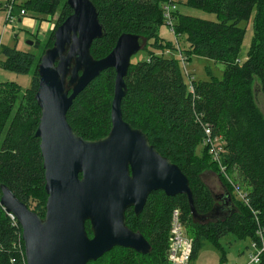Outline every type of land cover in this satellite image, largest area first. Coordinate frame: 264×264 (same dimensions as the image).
Masks as SVG:
<instances>
[{"label":"trees","instance_id":"obj_1","mask_svg":"<svg viewBox=\"0 0 264 264\" xmlns=\"http://www.w3.org/2000/svg\"><path fill=\"white\" fill-rule=\"evenodd\" d=\"M17 1L14 10L19 13L24 9L54 14L61 6L59 24L73 12L67 0ZM92 1L106 32L91 46L95 58L108 55L124 32L151 40L152 48H148L143 59L131 62L125 77L124 119L141 128L164 156L181 167L190 180L200 213L214 206L213 197L200 178L203 156L199 155V147L203 144L208 150L204 139L209 127L212 137H223V160L229 173L237 172L246 185L242 188L238 183L246 200L240 212L235 206L236 211L223 221L197 222L186 195L170 196L155 190L140 214L133 208L126 211L127 225L145 236L151 251L142 254L115 246L88 264H169L167 250L175 209L182 211L184 223L192 228L191 261L206 242L221 248V238L229 233L240 239H258L256 230L259 224L264 226V115L256 102L254 81L259 80L264 93V0H176L179 6L174 13V33L179 37L186 35L190 45L187 52H196H189L188 59L199 54L225 65L222 78L195 80L193 76V91L178 56L162 53L167 49L175 52L177 46L160 35V28L166 23L165 0ZM181 5L216 13L217 20L184 14L179 10ZM250 21L253 36L247 58L242 61L248 27L242 22ZM54 33L39 53L4 46L5 58L0 61L10 71L32 76L27 89L14 81L0 82V199L1 185L6 184L41 216L46 213L48 195L41 140L36 136L41 108L35 94L39 87L38 65L45 50L53 45ZM34 45L38 48L41 43L37 40ZM115 78L114 68L103 71L77 96L68 111L69 123L85 139H99L111 130ZM207 154L211 157L209 150ZM87 230L92 235L89 222ZM226 263L224 255L221 264ZM0 264H26L22 227L11 219L1 202ZM258 264H264V254Z\"/></svg>","mask_w":264,"mask_h":264},{"label":"water","instance_id":"obj_2","mask_svg":"<svg viewBox=\"0 0 264 264\" xmlns=\"http://www.w3.org/2000/svg\"><path fill=\"white\" fill-rule=\"evenodd\" d=\"M67 4L73 12L56 28L54 43L38 65L35 99L41 117L36 136L41 140L48 195L45 215L31 209L8 185H1L0 202L22 227L26 264H88L115 246L148 254L150 242L127 225L126 211L133 208L140 214L155 190L186 195L199 222L223 221L232 215L236 208L229 192L224 194V204L200 213L181 167L123 117L125 77L132 57L146 41L124 32L108 55L95 58L91 46L106 33L95 4L92 0H67ZM109 68L116 71L111 130L99 139H85L69 123L68 111L77 96Z\"/></svg>","mask_w":264,"mask_h":264},{"label":"rangeland","instance_id":"obj_3","mask_svg":"<svg viewBox=\"0 0 264 264\" xmlns=\"http://www.w3.org/2000/svg\"><path fill=\"white\" fill-rule=\"evenodd\" d=\"M9 0H0V39L2 41L3 47H17L22 50H27L31 52L39 53L45 42L52 36L56 28L59 25L58 19L61 12V6L58 7V10L54 14H45L42 12L26 11L27 14L24 16H19V11H13L14 19H9L10 10L7 7ZM19 3V1H17ZM179 10L187 15H192L204 19L217 20L216 13L208 12L200 8H195L187 5H181ZM21 19V20H20ZM34 22L28 23L30 20ZM242 25L248 26L246 37L242 44L241 49V60H245L248 55L249 46L253 36V26L252 21L249 23L242 22ZM160 35L166 41H173L176 46V51L164 50L162 53L165 55L174 54L180 59L186 55V69L184 68L185 77L188 83L194 76L195 80H208L213 76L222 78L224 72V63L220 61H215L209 59L204 55L193 54L191 59H188V56L192 52H187L190 48L189 42L187 41V36H176L172 31V28L166 23L163 24L160 28ZM178 37V38H177ZM146 41L143 48L132 57V61H137L143 59L148 48L151 47V40L143 37ZM40 41V47H35L34 43L31 45L29 41ZM192 53H196L195 51ZM189 54V55H188ZM188 55V56H187ZM5 57L2 55L0 61ZM181 60V59H180ZM181 64H184L183 61H180ZM14 81L17 84L21 85L23 89H27L31 86L32 76L31 74H19L13 71H10L4 68L0 64V82ZM254 92L257 105L261 112L264 115V93L261 90L259 85V80L256 78L254 81ZM223 138V137H222ZM222 138H219V141L222 142ZM204 147V148H203ZM199 155L203 156L202 169L200 170V178L208 187L211 196L213 197L214 205L219 204L215 196L224 194L226 191L229 192L233 199V204L238 208V212L241 211L244 199L237 194V191L234 189L233 184L237 181L236 184L240 183L242 188H245L246 185L239 179L237 172L228 171V177H224L222 170L218 164L214 163L211 157L207 154V147L202 144L199 147ZM205 149V151H203ZM206 153V154H204ZM255 216L257 214H254ZM257 217V216H256ZM199 222V221H197ZM186 233L191 235L192 228L184 225ZM221 248L213 246L211 243H204L203 247L196 255L192 258L190 264H221L223 256H226L227 263L233 261H239L241 264H245L248 259V254L251 252L249 249L250 240L249 239H240L234 234L229 233L221 238Z\"/></svg>","mask_w":264,"mask_h":264},{"label":"built area","instance_id":"obj_4","mask_svg":"<svg viewBox=\"0 0 264 264\" xmlns=\"http://www.w3.org/2000/svg\"><path fill=\"white\" fill-rule=\"evenodd\" d=\"M17 0H9L7 3V7L10 10L9 13V19L13 20L14 15L12 14L14 11L15 3ZM178 3L176 0H165V4L163 7L164 10V17L166 20V24L169 25L173 30V24H174V13L176 10H178ZM26 10L22 9L19 13V16L26 15ZM3 44L0 39V58L3 55L2 54ZM180 59L183 61L184 64L182 65V68L186 69V56L182 57L180 56ZM180 60V61H181ZM193 77L190 80V89L193 91ZM211 129L209 127L206 128V134L207 137L204 139V143L209 145V153L212 157V160L214 163L218 164L219 167L222 170V174L226 177H228V168L223 160V142L219 141L220 136L212 137L211 136ZM229 178V177H228ZM234 189L237 191V194L239 197L241 196L242 199L246 200V194L245 192L240 188L239 184H233ZM8 215L11 217V219L14 222H18L16 216L12 213H8ZM184 221L182 219V211L180 209H175L172 212V218H171V227H170V235H169V246L167 250V258L169 264H190L191 263V257L193 254L194 249V239L193 237L188 233H186L184 229ZM256 234L258 239L256 240H250V246L249 249L251 252L248 254V259L245 264H258L261 261V257L264 254V226H261L259 224ZM226 264H241L239 261H233L231 263Z\"/></svg>","mask_w":264,"mask_h":264},{"label":"flooded vegetation","instance_id":"obj_5","mask_svg":"<svg viewBox=\"0 0 264 264\" xmlns=\"http://www.w3.org/2000/svg\"><path fill=\"white\" fill-rule=\"evenodd\" d=\"M225 193H227V191H226ZM225 193H224V194H225ZM224 194H221V195H223L224 197H222L221 195H218V198L216 197L217 202H219V204H224L225 197H226ZM219 196H221V197H219Z\"/></svg>","mask_w":264,"mask_h":264},{"label":"crops","instance_id":"obj_6","mask_svg":"<svg viewBox=\"0 0 264 264\" xmlns=\"http://www.w3.org/2000/svg\"><path fill=\"white\" fill-rule=\"evenodd\" d=\"M27 22H28V23H31V22L33 23V22H34V20H33V19H32V21L28 20Z\"/></svg>","mask_w":264,"mask_h":264}]
</instances>
